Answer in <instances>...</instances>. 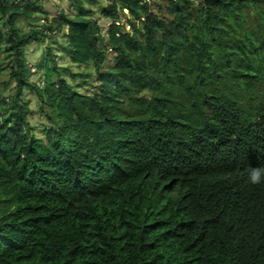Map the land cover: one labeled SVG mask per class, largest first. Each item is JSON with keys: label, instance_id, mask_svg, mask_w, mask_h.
Segmentation results:
<instances>
[{"label": "trees", "instance_id": "obj_1", "mask_svg": "<svg viewBox=\"0 0 264 264\" xmlns=\"http://www.w3.org/2000/svg\"><path fill=\"white\" fill-rule=\"evenodd\" d=\"M17 1L0 0V264H264V0H110L105 34L78 0L52 23L84 73L49 47L43 87L27 52L45 28L20 26L42 2Z\"/></svg>", "mask_w": 264, "mask_h": 264}, {"label": "rangeland", "instance_id": "obj_2", "mask_svg": "<svg viewBox=\"0 0 264 264\" xmlns=\"http://www.w3.org/2000/svg\"><path fill=\"white\" fill-rule=\"evenodd\" d=\"M36 1L42 2L43 10L39 11L32 8L33 11H36V17L30 21H23L20 25L25 32H29L33 29L45 28L44 31L46 34V38H44V40L40 44L35 43L31 45L27 52L29 68L34 74V77L32 79L35 83H39L42 87L44 86L45 75L38 71L36 61H39L40 58H43L45 56L46 50L49 47H52L53 49H55L54 55L57 57L56 60L59 62V66L67 68L70 71L67 78L69 80H72L73 74L81 73V71H83L84 73V70H80L78 67L74 66L71 63L70 58L65 56L64 52H62V46H66L67 44L66 35L68 34V29L64 28L62 31L57 28L54 29V27L56 26L53 27L52 22L56 19H59L62 15H76L78 13V0H18L17 2L22 4L24 9L32 5V3ZM96 2L93 3L84 0V6L88 11H93L97 19H100L101 26L104 29L103 34H105L110 27V22L101 15V12L103 8L108 6L110 0H96ZM122 17L124 21L127 18L126 15ZM4 22V19L0 20V30L2 31H5V27L3 24ZM47 28L48 30H46ZM127 31H131V26L127 27ZM113 57L114 55L112 54V52H110L107 68L113 64ZM10 61L11 57L8 55L2 56V58L0 59V102L3 100L8 101L15 94L14 84L11 81ZM93 77V80H89V83L82 84L83 86L79 85L80 87H82L80 90L94 93L97 90L94 85L98 83L99 78L95 75ZM74 84L78 85L81 84V82H75ZM26 99L29 102V106L32 111V114L30 116L31 123L36 130V133L40 134V136L43 137V135L41 134L43 130L42 126L48 127V121L44 117L45 113L41 110L40 103L34 94L28 92Z\"/></svg>", "mask_w": 264, "mask_h": 264}, {"label": "clouds", "instance_id": "obj_3", "mask_svg": "<svg viewBox=\"0 0 264 264\" xmlns=\"http://www.w3.org/2000/svg\"><path fill=\"white\" fill-rule=\"evenodd\" d=\"M261 179V171L259 169L253 170L250 175L251 183L257 184Z\"/></svg>", "mask_w": 264, "mask_h": 264}]
</instances>
